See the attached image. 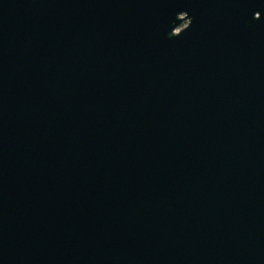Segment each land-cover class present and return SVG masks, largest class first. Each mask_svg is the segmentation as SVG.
<instances>
[{"label":"water","instance_id":"95a60500","mask_svg":"<svg viewBox=\"0 0 264 264\" xmlns=\"http://www.w3.org/2000/svg\"><path fill=\"white\" fill-rule=\"evenodd\" d=\"M0 264H264V0H0Z\"/></svg>","mask_w":264,"mask_h":264},{"label":"rangeland","instance_id":"374dc122","mask_svg":"<svg viewBox=\"0 0 264 264\" xmlns=\"http://www.w3.org/2000/svg\"><path fill=\"white\" fill-rule=\"evenodd\" d=\"M183 24H185V22H183Z\"/></svg>","mask_w":264,"mask_h":264}]
</instances>
